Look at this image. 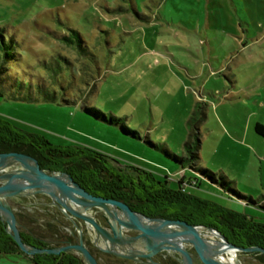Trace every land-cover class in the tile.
Here are the masks:
<instances>
[{
  "label": "rangeland",
  "instance_id": "obj_1",
  "mask_svg": "<svg viewBox=\"0 0 264 264\" xmlns=\"http://www.w3.org/2000/svg\"><path fill=\"white\" fill-rule=\"evenodd\" d=\"M70 27L83 34L96 63L79 60L57 36ZM2 33H15L21 44V79H38L45 57L65 55L77 79L65 85L77 103L0 97L1 117L54 145L89 146L147 169L174 187L182 165L164 150L198 152L199 165L264 197V137L255 130L264 124V0H0ZM85 105L122 118L139 137L97 120ZM189 191L263 216L208 182ZM239 258L263 264L252 253Z\"/></svg>",
  "mask_w": 264,
  "mask_h": 264
},
{
  "label": "trees",
  "instance_id": "obj_2",
  "mask_svg": "<svg viewBox=\"0 0 264 264\" xmlns=\"http://www.w3.org/2000/svg\"><path fill=\"white\" fill-rule=\"evenodd\" d=\"M69 29V34L57 36L63 43L74 48L79 60L96 63L97 55L83 34L73 27ZM20 47L15 33L0 34V97L17 101L51 102L62 96V103H77L76 95L68 97L67 85L73 86L77 79L74 65L65 55L45 57L42 61L43 73L38 79H21L22 72L17 64L22 59ZM84 109L97 120L120 125L125 133L139 137V133L124 123L122 118L108 115L94 105H85ZM255 130L264 137V124L257 123ZM187 147L191 148V145L187 144ZM10 151L36 156L43 168L51 172L70 174L94 195L124 200L136 210L153 217L181 219L192 224L213 227L225 234L229 241L242 247H264V197L256 200L252 195L238 190L225 173H217L199 165L198 152L180 156L170 150H164L168 157L182 165L181 177L174 187L169 185L167 178L158 179L147 169L123 165L114 157L89 146L54 145L43 135L24 130L0 116V153ZM186 170L191 171L192 175L187 177ZM203 182L217 186L231 199L245 206L258 207L263 216L257 219L247 213L201 199L189 191L190 187H198ZM37 198L39 202H46L47 197L39 195ZM20 205L25 209L18 214L24 225L20 228L24 242L39 247H55L62 244L67 236L64 223L68 221L58 209L43 204L26 206V202ZM88 243L90 245V242ZM91 249L99 263L104 264L100 256ZM100 252L108 264H111L109 260L135 264L132 260ZM16 253L25 254L35 264H86L82 256L74 252L27 255L7 233L5 224L0 219V254ZM252 254L264 264V253ZM161 262L176 264L165 260Z\"/></svg>",
  "mask_w": 264,
  "mask_h": 264
},
{
  "label": "water",
  "instance_id": "obj_3",
  "mask_svg": "<svg viewBox=\"0 0 264 264\" xmlns=\"http://www.w3.org/2000/svg\"><path fill=\"white\" fill-rule=\"evenodd\" d=\"M39 195L49 201L39 202ZM21 198L29 200L26 206L54 207L70 221L64 223L67 236L61 245L39 247L23 241L18 214L25 209L16 202ZM0 219L27 255L74 252L86 264H100L86 236L105 253L144 264H165L157 260L158 254L176 264H242L239 253H264L258 245H236L213 227L153 217L124 200L94 195L70 174L51 172L36 156L17 151L0 153Z\"/></svg>",
  "mask_w": 264,
  "mask_h": 264
},
{
  "label": "crops",
  "instance_id": "obj_4",
  "mask_svg": "<svg viewBox=\"0 0 264 264\" xmlns=\"http://www.w3.org/2000/svg\"><path fill=\"white\" fill-rule=\"evenodd\" d=\"M0 264H35V263L25 254L16 253L11 255L0 254Z\"/></svg>",
  "mask_w": 264,
  "mask_h": 264
},
{
  "label": "flooded vegetation",
  "instance_id": "obj_5",
  "mask_svg": "<svg viewBox=\"0 0 264 264\" xmlns=\"http://www.w3.org/2000/svg\"><path fill=\"white\" fill-rule=\"evenodd\" d=\"M36 199L37 200H39L37 197H36ZM46 201H49V199L48 198H46ZM16 202L18 203V204H23L24 202H26V203H28L29 202V200L27 199V198H21L20 200H16ZM64 216V215H63ZM65 217V216H64ZM96 217L101 221V222H103L104 223V219H103V215H102V213H100V212H98V213H96ZM65 219L68 221L67 223H69L70 221L65 217ZM210 227V226H209ZM86 239H87V243L88 242H90V245H89V243H88V245L90 246V248H96V249H98V250H100L98 247H96L95 245H94V243H93V241L91 240V238L89 237V236H86ZM92 250V249H91ZM243 253H246V252H243ZM248 253V252H247ZM252 253H254V252H252ZM156 258H157V260H159L160 262H161V260H165V261H169V262H171L172 260H170L168 257H166V256H164V255H162V254H158L157 256H156ZM135 264H140V263H137V262H135V261H133ZM173 262V261H172ZM163 263V262H162ZM141 264H144V263H141ZM166 264V263H165Z\"/></svg>",
  "mask_w": 264,
  "mask_h": 264
}]
</instances>
